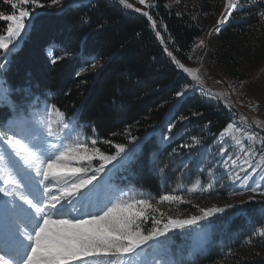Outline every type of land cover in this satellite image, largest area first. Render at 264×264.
Segmentation results:
<instances>
[{
  "label": "trees",
  "instance_id": "trees-1",
  "mask_svg": "<svg viewBox=\"0 0 264 264\" xmlns=\"http://www.w3.org/2000/svg\"><path fill=\"white\" fill-rule=\"evenodd\" d=\"M150 1L155 29L142 14L125 11L115 0H79L33 14L1 74L11 88L6 100L16 108L0 107V124L54 104L106 154H113L117 143L129 147L138 142V152L115 179L122 187L159 196L163 188L154 170L184 137L162 146L156 136L180 120H185L183 130L208 127L214 135L229 123V116L197 91L176 96L188 81L165 51L186 62L193 44L215 24L222 0H181L173 6L170 0ZM262 10L264 0H247L216 33L209 61L234 82L246 78L245 67L264 62ZM11 11L0 0V12ZM2 28L6 24L0 21ZM92 62L99 65L97 71L78 74ZM226 216L215 226L209 249L180 264H264V237L258 235L264 210L228 211ZM173 240L179 241L172 236L165 243Z\"/></svg>",
  "mask_w": 264,
  "mask_h": 264
},
{
  "label": "snow or ice",
  "instance_id": "snow-or-ice-1",
  "mask_svg": "<svg viewBox=\"0 0 264 264\" xmlns=\"http://www.w3.org/2000/svg\"><path fill=\"white\" fill-rule=\"evenodd\" d=\"M5 2L11 6L12 11L8 14L0 12V21L6 24V28L0 29V60H7L12 48L16 47L22 33L26 31V21L30 23L29 18L34 14L32 9L43 6L40 0ZM61 2L62 0H50L51 5H59ZM246 2L247 0H225L224 10L213 31L219 32V25L228 21L234 10L243 7ZM138 3L145 8L154 6L146 3V0H138ZM119 4L127 9L133 8L128 0H119ZM135 11L141 12V9L135 8ZM258 14L264 19V10ZM142 15L151 22L153 29L157 27L149 11H143ZM156 35L160 37L159 32ZM203 45L204 41L200 40L199 46ZM165 51L197 85L203 83L195 70L185 67L171 51ZM5 67L4 63H0V69ZM91 67L94 72L98 70L95 63ZM6 85V81L0 82V107L4 106V101L11 92L10 86ZM187 87L184 86L185 89ZM204 91L207 93V90ZM183 95L182 91L176 93L177 97ZM212 95L213 98L223 96L221 93ZM8 106L15 111L16 105L11 100H8ZM225 106L231 110L230 103ZM69 119L71 118H67L53 104L43 115L33 113L32 119L22 115L14 116L0 124V196L4 198L0 201V209L3 211L0 264H146L140 261L138 250L143 251L144 247L150 246L149 242H153L151 247L154 249L163 247L170 240V233L191 229L202 221H209L215 214L223 213L225 208L234 207L229 204L225 207L200 208V214L180 218L165 213L157 214L153 198L141 196L116 198L109 202L110 206L96 205V211L84 216L67 215L64 202L71 203L79 199L88 201L95 188L94 182L98 181L100 174L126 151L125 144L117 143L114 145V154H106L96 147V139L81 141L78 135L73 139L71 133L74 129L68 122ZM253 122L264 129L261 122ZM34 124L42 127L44 135L36 131ZM171 131L170 126L169 132ZM220 137L224 142L232 141L243 157L239 165L240 156L236 159L229 157L232 167L227 170L231 172L233 168L239 167L244 173L241 177L239 173L232 172L230 179L248 180L249 171L253 174L264 171V155L258 161L253 159L254 145L259 143L264 146V138L258 140L257 135L248 133L234 123H227L220 132ZM245 141L248 143L245 144ZM192 142L201 143L197 137H193ZM219 151L226 154L223 147ZM94 158L100 161L96 167L91 165ZM85 161L88 162L87 167L83 166ZM227 164L226 161V167ZM244 165L248 167L245 168ZM199 186L200 181L196 180L188 188V193L208 191L212 185L209 184L207 188ZM250 190L255 193L258 188ZM235 194L243 193H233ZM260 194L264 195V192ZM186 202L188 201L182 196L171 193L160 195L156 200L157 204L170 205ZM145 221H150L152 227L145 228ZM258 235L264 237V228L259 230ZM152 264L162 262L154 261Z\"/></svg>",
  "mask_w": 264,
  "mask_h": 264
},
{
  "label": "rangeland",
  "instance_id": "rangeland-1",
  "mask_svg": "<svg viewBox=\"0 0 264 264\" xmlns=\"http://www.w3.org/2000/svg\"><path fill=\"white\" fill-rule=\"evenodd\" d=\"M76 1L79 0H62L59 5L46 4L42 7L34 8L32 11L34 14L46 11H56L61 9L64 5ZM128 2L133 4V8H126L127 10L136 12L135 8H140L141 12L137 13L142 14L143 11H148L149 9L145 8L144 5L139 4L138 0H128ZM146 3L151 5L150 0H146ZM180 3L181 0H178V2H176V0H170L169 6L179 5ZM224 4L225 0H222L221 11L217 19L220 18V15L224 10ZM31 16L29 20L31 19ZM26 23L28 25L29 22L26 21ZM216 26L215 22V24L209 28L207 33L193 44L191 55L186 62L175 58L179 60L180 63L184 64L185 67L196 71L197 75H199L203 81L201 85L204 88L210 87L215 90H223L226 92V95L214 90H207L206 93L204 91L205 89L195 85L196 82L194 81V83L187 73H184L185 78L188 81V87L184 89V94L193 90L199 92L205 96L206 101H213L227 112L229 123H234L248 133L257 135L258 140L264 138V129L253 122L259 121L264 124V62L258 66L245 67L242 65L245 67L246 78L238 82L232 81L209 61L210 53L212 52L215 43L217 32L213 31V29ZM23 34L24 33H22V36ZM200 40L204 41L203 46H199ZM8 59L0 60V63L6 65L5 68L0 69V82L4 81L1 74L7 68ZM93 63L95 62H92L88 69L83 68L80 70L79 74L84 75L86 73L94 72L91 67ZM96 65L98 68L99 65ZM213 93H221L223 96L220 98H213ZM226 103L231 104V110L225 106ZM4 104H8L7 100L4 101ZM47 108L49 107L41 106L38 109L31 108V114L38 113L43 115ZM241 117H245L246 119L242 120ZM26 118L32 119V115ZM184 122L185 120L175 122L167 126L165 133L156 136V141L162 146L176 138L184 137V139L179 147L174 148L168 157L161 160V163L156 166L154 172L163 188L160 195L171 193L182 196L183 199L188 202L179 205H170L168 203L157 204L156 200L160 195L153 196L149 192L136 191L132 187H122L119 185L120 182L116 181L115 174L120 173L127 168L128 162L132 159V153L138 152L139 143L136 142L131 146L126 147L125 153H122L117 161H113L109 164L106 167L105 172L100 174L98 181L94 182L95 188L94 191L90 193L88 201L79 199L74 200L71 203L64 202L66 214L69 216H84L86 213L96 211V205L103 206L109 204L110 201H114L116 198L128 199L141 196L153 198L152 202L157 208V214L165 213L171 216H179L180 218L198 215L200 214V208H209L212 206L225 207L229 204L234 205L232 208H225L223 213L215 214L213 217L209 218V221L207 222L202 221L200 222V225L193 226L191 229L184 231L176 230L169 234V237L176 236L179 241L175 242L173 240L170 243H165L163 247L152 248L151 252L147 254L145 252L147 247H144L143 251L138 250V252H140V261L146 262V264H152L154 261L161 262L162 260H167V263L169 264H175V260L177 264H180L184 261H191L195 255L203 253L209 249L211 246V234L218 222L229 218V216H226L228 211L235 215L239 211L243 212L244 210H264V195L260 194L264 192V171L255 174L249 171L250 178L248 180L241 179L234 181L230 179L229 177L232 175V172L239 173L241 177L244 176V173L240 171L239 167L233 168L231 172L227 170L232 167L229 157L236 159L237 156H240L241 159L238 160V165L242 163L243 157L232 141L229 140L224 142L221 139L220 132L223 129L214 135L208 132V127H199L195 130L190 128L187 129V131L182 128ZM71 125L74 129L71 133L73 139L78 135L81 141L91 140L84 138L83 134L77 132L76 127L73 124ZM33 126L37 132L44 135V130L41 126L36 124ZM170 126L172 128L171 132H169ZM174 126L176 127L175 129H173ZM165 137L169 138L165 139ZM193 137L199 138L201 143L193 144ZM247 143L248 142L245 141V144ZM183 145L189 146L184 147ZM221 147L225 149L226 154L219 151ZM254 149L255 155L253 159L254 161H258L260 160L261 155H264V146L256 143ZM226 161L228 162L227 167L225 166ZM99 163L100 161L98 158H94L91 161L93 167L98 166ZM83 166L87 167L88 162H83ZM244 167L247 168L248 166L244 165ZM196 180L200 181L199 187L201 188H207L209 184L212 186L208 191L197 190L196 192L188 193V188ZM92 187L93 186H90V188ZM251 188H258V191L254 193L250 190ZM233 193L243 194L233 195ZM3 199L4 198L0 196V201ZM85 204H87V206H85ZM0 212L3 216L2 209H0ZM143 226L145 228L152 227L150 221H145ZM151 244H153V242H149V245ZM229 254L230 253H226L225 256Z\"/></svg>",
  "mask_w": 264,
  "mask_h": 264
},
{
  "label": "water",
  "instance_id": "water-1",
  "mask_svg": "<svg viewBox=\"0 0 264 264\" xmlns=\"http://www.w3.org/2000/svg\"><path fill=\"white\" fill-rule=\"evenodd\" d=\"M118 4H119V0H115ZM120 5V4H119ZM125 11H127V12H129V13H133V14H137V13H135V12H133V11H131V10H127L125 7H123L122 5H120ZM178 71H179V74L180 75H182V76H185L184 75V72H183V70L182 69H180V68H178ZM194 82V81H193ZM195 83V82H194ZM197 85V84H196ZM203 89H205V90H214V91H216V92H222V93H224L225 95H226V92L225 91H223V90H215V89H213V88H204V87H202ZM188 93H185L184 95H183V97L184 96H186ZM177 104V102L173 105V106H175Z\"/></svg>",
  "mask_w": 264,
  "mask_h": 264
},
{
  "label": "bare ground",
  "instance_id": "bare-ground-1",
  "mask_svg": "<svg viewBox=\"0 0 264 264\" xmlns=\"http://www.w3.org/2000/svg\"><path fill=\"white\" fill-rule=\"evenodd\" d=\"M196 85V84H195ZM197 86H200V87H203L201 84L200 85H197ZM227 97V96H226ZM248 117V116H247ZM1 215V214H0ZM3 226V217H2V220H1V218H0V227H2Z\"/></svg>",
  "mask_w": 264,
  "mask_h": 264
}]
</instances>
